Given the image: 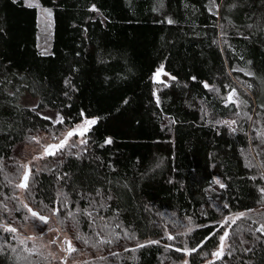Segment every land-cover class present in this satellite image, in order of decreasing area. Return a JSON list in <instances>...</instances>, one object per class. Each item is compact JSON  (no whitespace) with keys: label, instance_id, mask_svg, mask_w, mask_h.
<instances>
[{"label":"trees","instance_id":"trees-1","mask_svg":"<svg viewBox=\"0 0 264 264\" xmlns=\"http://www.w3.org/2000/svg\"><path fill=\"white\" fill-rule=\"evenodd\" d=\"M38 1L53 10L49 55L38 49L36 8L0 0V264H19L21 254L24 264H43L21 241L37 219L28 207L58 210L56 221L95 252L107 235L159 239L88 264H203L220 246L221 221L261 204L250 118L264 116V0ZM237 83L249 93L247 118L233 130L225 123L239 109L224 95ZM26 93L37 109L19 105ZM84 117L98 119L85 147L14 197L3 172L16 145ZM252 222L264 217L242 219L216 264H264Z\"/></svg>","mask_w":264,"mask_h":264},{"label":"rangeland","instance_id":"rangeland-1","mask_svg":"<svg viewBox=\"0 0 264 264\" xmlns=\"http://www.w3.org/2000/svg\"><path fill=\"white\" fill-rule=\"evenodd\" d=\"M15 1H23L27 6H29L30 4L38 5V7L32 6V8H36L38 12V49L44 55L51 54L54 34L53 10L42 6L38 0ZM159 73L160 84H163L164 82L168 83V81L170 80L169 75L165 73L163 69H160ZM233 93H235V95H233ZM246 94L249 93L247 92L245 86L237 83V89L235 91H232L230 95H224V98L226 97L228 102L235 104L239 109L238 116L233 119H229L225 123L229 125L233 130L237 129V124L241 119L243 120L247 118V115L245 114L247 102V97L245 96ZM229 97H231V100L229 99ZM18 103L22 107L37 109L39 105V99L26 93L19 97ZM40 113L43 117L51 120L54 124H59V121L61 119L63 120L62 114L55 109H42L40 110ZM86 120H95L96 123L98 121V119L94 117H84L82 121L72 127H68L64 130L38 132L30 135L25 142L16 145L12 153V161H10L7 166H5L3 172L11 180L10 182H8V186L10 187L14 197L19 200H23L24 196L30 191L33 176L37 172L45 170L51 167V165L62 161L66 156H68L69 153L81 151L85 147L88 133L96 124L95 123L92 125H87L84 123ZM250 126L255 127L256 138V145L254 146L251 143L250 151H252L253 154L251 161H256L255 163L264 178V116H259V119H256L252 115L250 118ZM81 128L86 129L83 132V135L76 134L68 137L67 133L69 131L78 133ZM65 140L67 141V143L63 148H59L58 150L53 149V151L55 152L54 155H45L44 150L46 147L51 145H60L61 142ZM255 155L258 156L256 157ZM21 165H27L31 170L29 174L27 189H23L17 186L22 182L23 174L26 171V169L20 167ZM261 197V204L258 207L250 210L251 212H239L231 214L226 216L221 221L222 224L225 220H228V223L224 224V232L227 231L228 236L223 243L222 257L217 258L215 255H213L203 264H216V261L224 257V255L228 252L230 232H232V229L234 227H239L240 221L242 219L248 217L249 214L264 217V189L262 190ZM240 213H244L245 215L241 216L239 219H236L235 223H232V219H235V217H237ZM28 215L32 217L29 212ZM47 217L49 218V221L47 223H44L38 218H32L33 221L30 220V225H27L21 231V241L23 242V244L27 245L32 253L41 257V261L43 262V264H88L93 260L106 258L115 253L133 249L139 245L159 242V239L133 240V238L126 237L125 235L122 236L121 234H116V236L114 235V237L107 235L106 237H103L99 248L100 250H97L95 252L90 250L88 246L80 243V241L76 237V229L72 225L68 224L67 226L63 227L52 216V213L48 214ZM262 226L264 225L259 224L258 222L254 224L252 222L251 224V228L254 230V232H257L264 238V232L257 231V229H260ZM240 229L242 228L240 227L239 231ZM53 240H55V243L52 242ZM65 240L71 241V244L76 249V251L69 254L66 251L67 245L64 243ZM217 251H220V246L214 252ZM24 258L26 257L21 254L20 257L16 259L18 260L19 264H24L26 263ZM184 261H187L189 264L188 257H186L181 264H184Z\"/></svg>","mask_w":264,"mask_h":264},{"label":"snow or ice","instance_id":"snow-or-ice-1","mask_svg":"<svg viewBox=\"0 0 264 264\" xmlns=\"http://www.w3.org/2000/svg\"><path fill=\"white\" fill-rule=\"evenodd\" d=\"M29 6L30 7H32V6H37L38 7V5H31V4ZM205 87H207V85H205ZM233 95H235V93H233ZM229 99L231 100V97H229ZM45 119H47V118H45ZM59 122L62 123L63 120L61 119ZM84 123L87 124V125H92V124H95L96 121L95 120H86ZM85 130L86 129L81 128V130L78 133L69 131L67 133V135H68V137H71V136L76 135V134L83 135V132ZM66 143H67V141L65 140V141L61 142L60 145H51V146L46 147L45 150H44L45 155H54L55 152L53 151V149L58 150L59 148H63ZM107 143H111V140L110 139L107 140ZM37 158H39V157H37ZM20 167L26 169V171L23 174L22 182L19 185H17V186L20 187V188H23V189H27V186H28L27 185V181H28L29 174H30L31 170L28 168L27 165H21ZM216 182L219 183V181H216ZM221 187H223V185H221ZM25 207H27V206L25 205ZM28 211L31 212V215L33 217H36V218L40 219L44 223L48 222V217L47 216L41 215L40 213L33 211L31 208H29ZM51 211H52L53 215H57L58 214V210H56V209H52ZM243 215H245V214L244 213H240L237 217H235V219H232V223H235V220L239 219ZM227 223H228V220H225L220 226L224 227V224H227ZM5 230L9 231V232H12V233H15V231H16L15 228H11V227H7ZM257 231L264 232V226H262L260 229H257ZM212 235H215V233H212ZM227 236H228V232L225 231L223 233V235H221L220 238H219L220 239V251H217V252L213 253V255H215L217 258H221L222 257L223 243H224L225 239L227 238ZM77 238L79 239L80 237H77ZM210 238H211V236H209V239ZM168 239H174V237L168 236ZM52 242L55 243V240H53ZM85 242H87V241H85ZM64 243L67 245L66 251L69 254H71L72 252L76 251V249L72 246L71 241L65 240ZM176 250L177 251H182L181 249H176ZM183 251L185 252V254H191V251H196V249H192V250L183 249ZM184 264H188V262L184 261Z\"/></svg>","mask_w":264,"mask_h":264},{"label":"water","instance_id":"water-1","mask_svg":"<svg viewBox=\"0 0 264 264\" xmlns=\"http://www.w3.org/2000/svg\"><path fill=\"white\" fill-rule=\"evenodd\" d=\"M28 181H29V178H28ZM28 181H27V185H28ZM28 187V186H27ZM33 210V209H32ZM34 211V210H33ZM35 212H37V211H35ZM31 213V212H30ZM48 221H49V218H48Z\"/></svg>","mask_w":264,"mask_h":264}]
</instances>
